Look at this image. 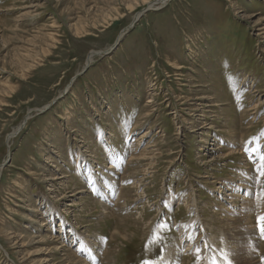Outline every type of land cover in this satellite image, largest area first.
<instances>
[{"label":"rangeland","instance_id":"obj_1","mask_svg":"<svg viewBox=\"0 0 264 264\" xmlns=\"http://www.w3.org/2000/svg\"><path fill=\"white\" fill-rule=\"evenodd\" d=\"M148 1L0 0V264H262L264 0Z\"/></svg>","mask_w":264,"mask_h":264},{"label":"bare ground","instance_id":"obj_2","mask_svg":"<svg viewBox=\"0 0 264 264\" xmlns=\"http://www.w3.org/2000/svg\"><path fill=\"white\" fill-rule=\"evenodd\" d=\"M166 3V0H150V1H148L147 2V9L146 10H151V9H154L155 7H157L156 5H163V4H165ZM145 10V11H146ZM155 10V9H154ZM137 18L139 17V15H137L136 16ZM139 19V18H138ZM255 25H257V26H259V25H261V23H260V21H259V23H257V24H255ZM263 30L264 29H260V35H263L264 34V32H263ZM114 47V46H113ZM94 54H97L96 52L95 53H93V54H90L88 57H87V61H88V66H86L85 68L87 69L88 67H89V63H91L92 62V60H93V57H94ZM100 53H98V55H99ZM178 69V68H177ZM65 93V92H64ZM49 106V105H48ZM209 106V105H208ZM46 109H48V108H43V110H46ZM39 112V111H38ZM41 113V112H40ZM15 132V131H14ZM146 135V134H145ZM253 154V153H252ZM264 155V154H263ZM56 179H52V181H55ZM103 187V186H102ZM226 188H227V186H226ZM238 191V193H240L241 192V195L240 194H237L238 196H239V199L240 200H242L243 202H249V201H245L246 199H245V197H244V191H239V190H237ZM221 192H218L217 194H220ZM236 195V196H237ZM227 197H229V199H231V198H233L231 195H227ZM222 199H224V198H222ZM227 199V198H226ZM228 204H230V202H227ZM233 203V202H232ZM243 206L244 205H241L240 207H242L243 208ZM237 205H235V206H233V208H235L236 210H237ZM248 207V209H247V212H246V214L247 215H245V217H244V222L243 223H245V222H247V223H250L249 221H250V217H251V215L254 213L253 212V210L251 209V207L252 206H250V205H248L247 206ZM242 208L241 209H238V211H237V214H242ZM227 210L226 211H228V207L226 208ZM241 213H240V212ZM246 211V210H245ZM234 213V212H233ZM259 214V213H258ZM237 217H238V215H237ZM60 218V217H59ZM240 218H241V216H240ZM41 220V219H40ZM236 220V219H235ZM242 221V220H241ZM242 223V224H243ZM43 225H44V223H42ZM194 225V227L196 226V223H194L193 224ZM245 225V224H244ZM50 226V225H49ZM62 227V226H61ZM54 229V228H53ZM198 229V228H197ZM54 232V231H53ZM58 234V231L55 229V234ZM200 233H203V230H202V232H200ZM250 233H251V231H250ZM254 233H256V232H254ZM258 234V233H257ZM246 236H248V235H246ZM62 237V236H61ZM65 238L67 239V236H65ZM249 238V237H248ZM251 238H253V237H251ZM250 238V239H251ZM255 238V237H254ZM70 239V238H69ZM216 239V238H215ZM257 239V238H256ZM260 239V238H259ZM61 240V239H60ZM93 241V240H92ZM238 241H241V240H238ZM253 241V240H252ZM260 241V240H259ZM89 242H91V241H89ZM183 242H185V243H188V242H186L185 241V239L183 240ZM63 243H65V242H63ZM67 243V242H66ZM189 243H190V241H189ZM219 243V242H218ZM255 243V242H254ZM69 244H71L70 242H69ZM75 244H77V242H75ZM90 244V246H91V248L90 249H92L91 251L94 253L95 252V250L93 249L94 247H98V244H96V242L95 241H93L92 243H89ZM206 241H204V239H202L201 241H200V243H198L197 244V246L195 245V248H194V253L195 254H198V255H200L201 256V261H200V264H201V262L204 264L205 262H206V258H207V256H208V254H210V253H208L207 254V250H208V248H206ZM255 244H257V243H255ZM67 245V244H66ZM192 246V245H191ZM258 246V245H257ZM260 246V245H259ZM187 248L189 249V246H187ZM236 248V247H235ZM259 248V247H258ZM262 248V247H261ZM71 249V248H70ZM90 249H87L86 247L85 248H83V247H81V246H79L78 247V252H74V250H75V247H73V252H70V250H66V246L64 247V249H63V252H65V253H67V255L68 254H71V255H69V257H74V259H73V263L74 264H90V260L88 259V257L89 258H91V260H92V256L90 255V254H88L89 253V250ZM104 249V251H106V249L105 248H100L99 249V251L100 250H103ZM188 249H187V251H188ZM197 249L199 250V251H197ZM220 249H222V248H220ZM219 249V250H220ZM233 249V248H232ZM232 249H230V250H232ZM60 250V249H59ZM62 250V249H61ZM216 250V249H215ZM264 250V249H263ZM75 251H77V250H75ZM109 251V250H108ZM221 251V250H220ZM229 251V250H228ZM235 251V250H234ZM258 251H259V249H258ZM261 251V250H260ZM102 252V251H101ZM213 252V251H212ZM211 252V253H212ZM233 252V251H232ZM237 252H238V250H237ZM236 252V253H237ZM104 253V252H103ZM102 253V254H103ZM230 253V252H229ZM235 253V254H236ZM97 254H99V253H97ZM258 254H259V252H258ZM106 255H109V252H107L106 253ZM215 255V254H214ZM211 256V255H210ZM260 255H256L252 260H253V262L251 263V261H250V264H257L258 263V260L260 259V257H259ZM263 256V255H262ZM94 257V256H93ZM216 257V256H215ZM235 258V257H234ZM176 259H177V257L174 255V254H170L169 256H167V258L165 259V260H163L162 262H160L159 264H180V261H179V259H178V262L176 261ZM208 259V258H207ZM218 259V258H217ZM233 260V259H232ZM210 261V260H209ZM190 263V262H189ZM259 263H260V260H259ZM262 263V262H261ZM34 264V263H33ZM207 264V263H206ZM211 264V263H210Z\"/></svg>","mask_w":264,"mask_h":264},{"label":"snow or ice","instance_id":"obj_3","mask_svg":"<svg viewBox=\"0 0 264 264\" xmlns=\"http://www.w3.org/2000/svg\"><path fill=\"white\" fill-rule=\"evenodd\" d=\"M264 160V157L261 158ZM257 170L259 172V175L261 177H264V164L257 165ZM257 196L259 198H264V185L261 186L260 192L257 193ZM256 226L260 234V239H264V214H259L256 217ZM189 239H194V237L189 236ZM207 247V245H206ZM197 251H199L197 249ZM221 259L223 260V264H233L232 260L229 258L230 253L225 250H221L219 253ZM199 259V257H198ZM212 264H218L217 260L215 257H212ZM262 264H264V257H261Z\"/></svg>","mask_w":264,"mask_h":264},{"label":"water","instance_id":"obj_4","mask_svg":"<svg viewBox=\"0 0 264 264\" xmlns=\"http://www.w3.org/2000/svg\"><path fill=\"white\" fill-rule=\"evenodd\" d=\"M49 108V107H48Z\"/></svg>","mask_w":264,"mask_h":264}]
</instances>
